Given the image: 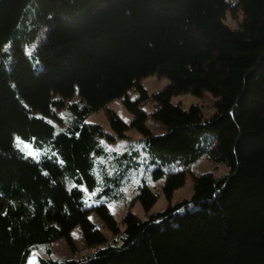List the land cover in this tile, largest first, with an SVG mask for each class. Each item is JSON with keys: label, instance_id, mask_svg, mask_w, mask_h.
<instances>
[{"label": "trees", "instance_id": "1", "mask_svg": "<svg viewBox=\"0 0 264 264\" xmlns=\"http://www.w3.org/2000/svg\"><path fill=\"white\" fill-rule=\"evenodd\" d=\"M227 13L241 15L236 27ZM0 57V264H27L41 245L39 264H264V0H0ZM152 74L169 81L149 94L141 80ZM205 91L208 116L172 101ZM117 97L129 123L112 110V132L85 121ZM148 99L161 133L146 124ZM63 108L72 120L57 130ZM129 129L136 142L108 148ZM203 157L228 171L195 173ZM140 168L135 199L147 215L129 209L120 226L108 202ZM188 176L189 198L150 212V181L170 199ZM78 225L87 245H104L53 257L57 239L73 247Z\"/></svg>", "mask_w": 264, "mask_h": 264}, {"label": "rangeland", "instance_id": "2", "mask_svg": "<svg viewBox=\"0 0 264 264\" xmlns=\"http://www.w3.org/2000/svg\"><path fill=\"white\" fill-rule=\"evenodd\" d=\"M240 19H241V15L238 18H235L230 13H227L225 22L231 27H236ZM44 40L45 37H41V42H43ZM35 49H37L36 44L28 45L25 48L26 54L31 59H33V53L35 52ZM5 50L9 51L7 47L4 48V51ZM6 60L8 62V65H10L12 62V58L10 54L6 55ZM168 81L169 79L166 76H158L157 74H152L144 77L141 80V83L143 87L147 89L149 94H152L156 91L163 89L167 85ZM138 94L139 92L135 89H130L128 91V96L132 99L137 97ZM172 101L174 103L180 102L184 107H189L191 104H197L202 108L206 116L210 115L215 110V106H214L215 98L208 91H205L202 96H196L190 93L176 95L173 97ZM142 106L147 112L148 117L146 124L151 129V131L154 133H161L162 131H164V127L151 117V112L154 109V102L151 99H148L143 102ZM108 110L114 111L116 114H118L128 123L132 118V114L124 105L122 98L117 97L111 100L109 103H107L103 108H100L99 110L91 113L85 119V121L88 123H98L102 125V127L107 132H112L110 121L108 118V113H107ZM58 113L62 119V122L58 120H53V122L56 125L57 130H62L65 129L67 125H69V122L72 120V115L70 111L66 108L60 109ZM126 135H127V140L116 139L113 142L107 143L108 148L120 151L127 146L129 140L136 142V140H138L141 136L135 129H129L126 132ZM17 137L19 136L15 137V143L17 146L23 148L24 151L27 152L28 154L31 153L32 155H37L36 149L29 142L23 140L20 137L19 139H16ZM137 144H139V142H137ZM205 170H212L214 171L216 176H222L228 171V168L224 164L216 165L206 157H203L194 165V172L200 173ZM143 178H145L144 169L140 168L138 170H135L134 174H131L126 184H124L125 186L123 187L122 196L120 198H114L108 202L109 206H111L110 210L112 211L114 217L116 218L120 226L123 215L129 209L132 210L136 215H138L141 218H144L147 215V212L143 209L141 203L135 199L137 186L141 183V180ZM150 183L152 188L155 191L159 192L158 199L153 205V207L150 209V212L163 210L164 208L167 207L168 204L175 203L183 198H189L193 193L192 179L190 176H188L183 186L175 190L174 194L170 199H168L162 192L161 181L158 182L150 181ZM64 184L67 187H69L71 185V182L69 181V179H64ZM89 202L90 204H94L93 196H89ZM90 218L93 220L95 225L99 229H101L102 232L107 236L108 240H111L112 233L107 229V227L105 226L103 221L98 217V215L92 212L90 214ZM71 237L73 240V247H71L64 238L57 239L52 243L53 257L79 258L86 254L96 251L99 247H102L104 245V244H97L93 246L87 245L79 225L73 228V230L71 231ZM44 248L45 247L41 245L34 250L31 256L33 260V264H39V260H38L39 256L46 255Z\"/></svg>", "mask_w": 264, "mask_h": 264}, {"label": "snow or ice", "instance_id": "3", "mask_svg": "<svg viewBox=\"0 0 264 264\" xmlns=\"http://www.w3.org/2000/svg\"><path fill=\"white\" fill-rule=\"evenodd\" d=\"M16 139H19V137H17ZM30 155H31V153H30ZM61 163H63V161H61ZM109 207H111V206H109ZM89 219H91V218H89ZM27 264H33L32 258H29V260L27 261Z\"/></svg>", "mask_w": 264, "mask_h": 264}]
</instances>
